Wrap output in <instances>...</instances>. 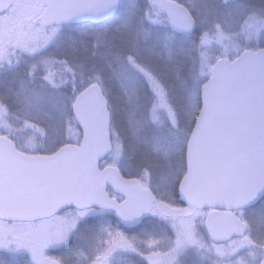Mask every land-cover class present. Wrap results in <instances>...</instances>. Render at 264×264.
<instances>
[{
	"label": "snow or ice",
	"instance_id": "obj_1",
	"mask_svg": "<svg viewBox=\"0 0 264 264\" xmlns=\"http://www.w3.org/2000/svg\"><path fill=\"white\" fill-rule=\"evenodd\" d=\"M76 27L107 50L104 63L79 59L75 42L50 55ZM189 48L176 97L158 68ZM22 64L23 108L0 100V250L31 264H61L49 249L72 264H264V0H0V70ZM105 69L146 150L134 179L121 174ZM49 107L59 136L39 126ZM150 218L156 231L143 241L120 230ZM89 221L98 243L85 255L70 241Z\"/></svg>",
	"mask_w": 264,
	"mask_h": 264
},
{
	"label": "rangeland",
	"instance_id": "obj_2",
	"mask_svg": "<svg viewBox=\"0 0 264 264\" xmlns=\"http://www.w3.org/2000/svg\"><path fill=\"white\" fill-rule=\"evenodd\" d=\"M187 2V6L190 3L193 2H197L198 0H185ZM257 3H259V0H257ZM186 6V7H187ZM114 23V22H113ZM82 34L81 36L78 37L77 40H79L80 43L82 42H89L90 44H88L90 47V53H89V59H93V61L95 62V59H97L95 56L99 55V58H103L102 61H104L105 55H106V49L101 47V48H96L95 47V40L92 36L88 35L87 33L83 32L81 30ZM109 36V35H108ZM111 41H114L117 45L119 43V38H118V34L116 32L113 31V33L111 34ZM86 48V47H84ZM63 49L58 47L52 49L50 55L56 56L57 58L61 57V51ZM193 52L192 50L189 48L186 51L182 50L177 58V63L174 64L172 67H168L166 72H164L162 69V66L160 65L158 70L162 73L163 78L165 80V82L168 84L169 88L172 89L174 95L176 97H179L182 94L183 91V83L186 82L189 79V73H190V69L193 63ZM91 63V60H89ZM104 63V62H103ZM27 65L22 64L21 67H23V69L26 67ZM162 68V69H161ZM107 73L105 74L106 79L108 80V85H109V89H110V94H111V100L114 101L113 106H121L120 108V112L125 113V108H126V101L125 98L123 97V95L120 92V87H119V82L114 79L112 77L111 71L109 69H107ZM18 96L17 95L13 96L12 99L15 100ZM11 99V100H12ZM51 109H55L54 107H49ZM56 112V116L54 118V123L51 124L52 126H48V130H50L49 132L52 133L53 135H60L61 132V127L59 124V116L57 111ZM46 113V112H45ZM42 116L44 117H48L47 114H42ZM48 119H51L50 117H48ZM51 121V120H48ZM47 121V122H48ZM124 125V124H123ZM42 127V125H39ZM125 126V125H124ZM119 127L121 128V131L123 130V126L121 124H119ZM78 130L74 127L73 128V134H72V138L73 141H75V133ZM122 132H124L123 135V140L126 146V157H125V165H124V170L126 171L127 174L122 173L126 178L125 179H133L136 177H132L133 175L137 176V173L140 170L141 165L145 162L146 160V150L145 147L142 146L141 144H139L136 139L134 138L133 134L130 131H126V129H124ZM63 137L67 138L69 136V133L67 131V129L65 128L63 131ZM128 149H130L131 151L129 152V154L127 153ZM171 168H173L174 170L178 171L181 167V162L179 160H173V162L170 165ZM130 175V176H129ZM177 206L179 207H186L187 204L186 203H177ZM155 218H150L149 220H147V222H145V224L143 226H141L138 231H136L135 233V237L137 239H139L140 237H145V234H151L153 232L156 231V226L153 223V220ZM83 223V222H82ZM200 228L203 230L202 231V235H204L206 233L205 231V225L202 224L200 225ZM170 234L174 235V230L171 229L169 227ZM205 232V233H204ZM126 236L130 237L131 234L126 233ZM131 238V237H130ZM72 241V240H71ZM70 241V243H71ZM54 252H61V250L59 249H49L48 250V255H50L51 257H53V253ZM5 253V254H9L11 255V257L14 258H19L21 257V259H24V261L27 264H31V257L30 254L27 253H21V254H15V253H10L6 250H0V256ZM131 257V256H130ZM129 256L124 258L123 264H129L128 260L131 259ZM54 258V257H53ZM136 260H138V257H134ZM56 259V258H55ZM58 260V259H57ZM132 260V259H131Z\"/></svg>",
	"mask_w": 264,
	"mask_h": 264
},
{
	"label": "trees",
	"instance_id": "obj_3",
	"mask_svg": "<svg viewBox=\"0 0 264 264\" xmlns=\"http://www.w3.org/2000/svg\"><path fill=\"white\" fill-rule=\"evenodd\" d=\"M179 2H182L185 4V6H187V2L185 0H179ZM81 30H82L81 28L76 27V28H72V29H69L66 31V34H65L63 40L57 46L58 49H59V46L61 49H63L60 53L61 57L71 48V46L73 45V42H75V44L78 46V49H79V59L83 60L85 63H88V64H92V63H101L102 64L104 61H102L103 58L102 59L99 58V55L95 56L97 58V59H95V62L93 61V59H89V53H90V48H89L90 46L88 45V44H90L89 42L80 43L79 40H77L78 37L81 36V34H82ZM112 33L113 32L108 33L109 41H111V34ZM118 45H119V43H118ZM84 47H86V48H84ZM89 60H91V63ZM161 66L163 68V69L162 68L161 69L164 72H166L168 67H165L163 65H161ZM25 68L23 69V67L20 66L18 71H2V70H0V100L6 101L12 112H16L17 110L23 108V105L18 102V99L16 98L15 100H13L12 97L17 95V93L19 92L21 80L25 75ZM107 71L108 70L105 69V74L107 73ZM107 82H108V80H107ZM109 103L112 106V110L114 112V123L117 126H119V124H121L123 126V130H124L125 129V126H124L125 125V113H124V111L119 113L121 106H113L116 103H114V101H112L111 99H110ZM55 111H56V109L49 108L46 111V113H43V114H47L48 117H50L51 119H48V117L43 116L42 121L40 123V125H42V127L45 125L52 126L51 124L54 123V118L56 116ZM48 120H51V121H48ZM56 136H59V134H57ZM130 151L131 150L128 149L127 153L129 154ZM122 173L127 174L124 169L122 170ZM132 177L137 178L136 175H133ZM177 203L181 204L183 202L181 201L180 198H177L176 204ZM120 230L124 231L125 234L126 233L131 234L130 237H135V233H136V231H138V230L126 231L123 228H121ZM145 238L146 237H140L137 240L143 241V240H145ZM97 243H98V241L96 239L95 222L89 221L88 223H82V227L80 229V237L78 239L74 238L70 244L73 247H80L82 250L87 249V251L85 252V255H88L91 251L94 250ZM140 247H141L142 251H146V245L142 244ZM53 255H54L53 256L54 258L61 261V264H72V257L69 256L66 252H62V251L61 252H54ZM130 258L132 260L135 259L132 256ZM138 258H139L138 260L141 259V257H138ZM131 259L128 260V263H129V261H132ZM0 264H27V263L24 261V259H21V257L19 258V256H18V258H14V257H11V255H9V254L3 253L0 256Z\"/></svg>",
	"mask_w": 264,
	"mask_h": 264
},
{
	"label": "water",
	"instance_id": "obj_4",
	"mask_svg": "<svg viewBox=\"0 0 264 264\" xmlns=\"http://www.w3.org/2000/svg\"><path fill=\"white\" fill-rule=\"evenodd\" d=\"M122 174V173H121ZM116 195L118 196H122V193H117L115 189H111ZM140 226H136V227H133V228H125V229H128V230H134V229H137L139 228ZM205 230L207 231L206 229V225H205Z\"/></svg>",
	"mask_w": 264,
	"mask_h": 264
}]
</instances>
